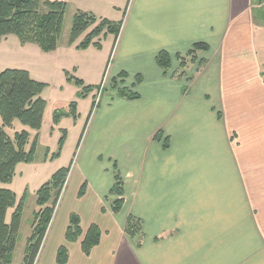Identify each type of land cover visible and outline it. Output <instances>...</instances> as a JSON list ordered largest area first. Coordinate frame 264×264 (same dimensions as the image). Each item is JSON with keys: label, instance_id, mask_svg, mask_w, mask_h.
Here are the masks:
<instances>
[{"label": "crops", "instance_id": "0c3cea01", "mask_svg": "<svg viewBox=\"0 0 264 264\" xmlns=\"http://www.w3.org/2000/svg\"><path fill=\"white\" fill-rule=\"evenodd\" d=\"M59 1L111 20H118L127 3ZM252 10V0H129L112 57L103 41L100 49H77L85 34L71 45L64 34L50 52L36 44L22 45L13 34L0 41V71L24 69L47 84L41 94L46 101L42 122L49 108L45 91L52 86L55 98L68 92L77 103L76 120L62 117L54 126L53 111L69 102L49 108L56 137L46 146L44 162L54 161L49 157L61 129L66 138L69 128L78 131L79 102L92 103L96 94L93 90L79 98L80 88L66 80L65 71L85 85H97L111 66V78L125 73L122 85L139 95L127 100L113 89L115 95L85 121L80 142L87 139L91 159L82 173L71 168L57 202L66 203L76 194L79 205L68 208L61 221H50L45 235L64 237L74 212L83 234L96 224L101 238L87 256L80 240L68 242L77 261L69 254L67 264H81L80 259L85 264H264V51L260 57L253 43ZM197 42L208 45L199 52L206 63L200 71L194 64L178 78L182 70L176 54H185ZM162 50L171 58L166 75L155 62ZM22 129L29 139L37 134L39 145L42 125L38 131ZM115 167L124 187L117 214L109 200ZM70 183L77 186L71 195ZM129 215L142 220L140 247L124 232Z\"/></svg>", "mask_w": 264, "mask_h": 264}, {"label": "trees", "instance_id": "16d2710c", "mask_svg": "<svg viewBox=\"0 0 264 264\" xmlns=\"http://www.w3.org/2000/svg\"><path fill=\"white\" fill-rule=\"evenodd\" d=\"M128 2L129 0H127L120 20L97 17L92 12L83 10L74 11L70 23L68 44H73L83 34H85L84 37L76 46L80 50H84L90 45L100 49L102 39L108 34L112 35L116 42ZM257 3L264 5V0H257ZM67 7L66 2L59 0H0V41L6 35L13 34L22 45L36 44L43 52L55 50L62 36ZM206 50H208L206 43L197 42L192 44L185 54H176V59L182 69L177 73V77L184 76L183 70L187 69L188 64H197L196 71H200L206 62L199 58V52ZM155 62L166 75L171 65L169 53L164 50L159 51ZM65 77L68 82L80 88L77 93L79 98H84L93 90L101 88V84L85 85L83 80L71 75L68 71H65ZM124 77L125 73H120L117 77L110 79V84L115 89L117 96L127 100L138 99L139 95L136 92L122 85L121 78ZM118 78L120 79L118 80ZM136 79L139 80L138 77ZM46 86V83L31 78L28 71L24 69L6 68L0 71V264L12 263L27 192L25 189L22 197L17 200L15 193L1 184L12 182L18 164H30L34 161L38 144L37 134L27 148L29 143L27 130L22 129L9 135L7 129H11L15 121H19L23 126L35 131L41 128L46 107V101L41 97V94ZM93 98L95 99L91 103L86 123L94 107L98 105L97 95L95 94ZM62 117H71L76 120V101H70L66 107L55 109L52 113V125H57ZM60 132L57 148L50 155V160H55L60 156L65 143L66 130L61 129ZM155 140H159L158 135L155 136ZM163 146L167 147L166 144ZM47 153L46 149L45 157ZM72 162L73 159L68 166L56 170L35 192L37 210L32 213V231L26 241L22 264H34L36 260ZM113 179V185L109 190V200L111 211L117 214L121 211L124 203V187L121 174L116 167ZM85 186V183L80 186L78 196L84 195ZM10 209L12 211L9 220H7V212ZM124 232L130 239L136 240L137 247L141 246L143 224L140 218L129 215L124 225ZM100 238L101 231L96 224H91L83 234L78 214L70 213L64 234V239L67 242L80 240V250L87 256L99 244ZM68 258L66 246H59L56 250L55 262L67 264Z\"/></svg>", "mask_w": 264, "mask_h": 264}, {"label": "rangeland", "instance_id": "374dc122", "mask_svg": "<svg viewBox=\"0 0 264 264\" xmlns=\"http://www.w3.org/2000/svg\"><path fill=\"white\" fill-rule=\"evenodd\" d=\"M252 4H253L252 15H253L254 24H255L253 43H254V46L257 47V50H259L260 57H262L263 51H264L263 50L264 37L262 36L261 26L264 27V8L263 6H256L257 4L256 0H252ZM122 12H123V8H122L121 13H119V15L116 14L118 15V20L122 18ZM73 13H74L73 8L71 6L68 7L65 13L63 33L61 37H63L64 34L66 35V33L69 34L70 23H71ZM102 41L105 42V44L109 46V49H110L109 56L111 55L112 57L113 56L112 47L116 43L114 37L110 36L109 38L103 39ZM177 65L179 66V69H181L178 60H177ZM193 65L194 64H188L187 69L188 70L192 69ZM263 68H264V63H263ZM110 79H111V66L107 68L106 77L104 79V84L101 85L100 89L95 90L97 99H98V100L96 99V102L98 101V105L94 107L93 113L96 111V108L99 105H101V107L105 106V103L109 101L112 96L115 95L113 91V87L110 84ZM52 87L45 91V96L47 98L46 100L49 104V108L53 105H54L53 108L58 107V105H62L65 102H70V101H73V99H75L74 95L68 92L63 93L60 98H55L54 92L52 91ZM90 104H91L90 99L81 100L79 102L78 114L80 115V118H79L78 126H77L78 131H76V128L75 129L69 128L68 137L66 138L65 146H63L64 151L62 148L63 152L61 151L62 154L60 157H58L59 159H56L54 161L44 162L43 160H44V156L46 153V146H51L54 138L56 137L55 132L51 134V130H50L51 110L47 107V112L45 113L44 120L42 122L41 139H40L39 145H37V148L34 154V161L30 164L20 163L18 165V168L15 169V175L13 177L12 182L10 184H1L3 187H6L12 190L15 193L17 200H19L22 197L25 189L27 190L26 197L24 200V208H23V213L21 217L20 229L18 232L17 242H16V246L13 252L11 264H22L26 241L32 231V228H31L32 213L34 210H37V207L35 204L36 190L43 183H45L56 170H58L59 168L68 166L72 159H73V162H72L71 168L73 169L74 166H76L77 167L76 169L80 172L81 170L82 172H84L85 167H87L88 161L91 159V152L89 149L90 146H89V143H87V139L82 137V140L78 145V142L80 140L81 131L84 128V124H85L86 118L90 110ZM63 125L69 126L67 123ZM23 127L24 126L19 121H15L14 128L8 129L7 132L9 135H12L15 131H19ZM60 134L61 133H58V136ZM85 134L86 133H84V135ZM32 139L33 137L29 139L28 146L30 145ZM77 145H78V148H76ZM77 172L74 171V178L76 177ZM66 185L67 183L64 185L63 189L66 187ZM74 187L76 188V191H77V186L76 185L73 186V184L70 183V186L68 187V192L71 191ZM69 194L71 195L70 192ZM65 197H67V194ZM78 205H79V200L76 198V194H75L74 199L72 197L66 198V203L65 201L64 202L61 201L60 204H57L55 208L54 215L51 219L52 224L55 221V218H58V220L61 221V218L63 219V216L67 212L68 208L75 209L76 207H78ZM11 211L12 210L10 209L7 212V220H9ZM64 243L68 244L67 246L69 250L68 255L70 254L71 260L77 261L76 253L74 254L73 248L72 246H70L71 244H69L70 242L68 243L62 235L60 237V235H52L51 232H48V234L44 236L43 242L41 244V247L39 249V252H38V255L36 257L34 264H57L55 262L54 248H56L57 246L64 245ZM80 261H81V264H85L84 262L85 260L80 259ZM90 263H92L91 260H90ZM90 263H87V264H90Z\"/></svg>", "mask_w": 264, "mask_h": 264}]
</instances>
